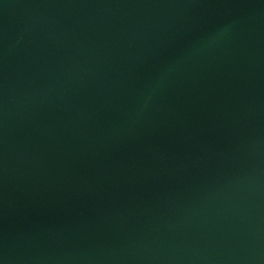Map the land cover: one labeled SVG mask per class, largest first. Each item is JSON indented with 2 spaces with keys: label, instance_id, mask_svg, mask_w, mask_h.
Instances as JSON below:
<instances>
[{
  "label": "water",
  "instance_id": "obj_1",
  "mask_svg": "<svg viewBox=\"0 0 264 264\" xmlns=\"http://www.w3.org/2000/svg\"><path fill=\"white\" fill-rule=\"evenodd\" d=\"M0 264H264V0H0Z\"/></svg>",
  "mask_w": 264,
  "mask_h": 264
}]
</instances>
